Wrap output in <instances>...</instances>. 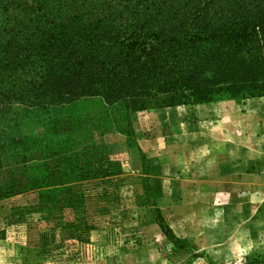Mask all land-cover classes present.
<instances>
[{"label":"rangeland","instance_id":"obj_1","mask_svg":"<svg viewBox=\"0 0 264 264\" xmlns=\"http://www.w3.org/2000/svg\"><path fill=\"white\" fill-rule=\"evenodd\" d=\"M177 6L176 0H0V159L5 167L17 163L27 177H39V172L44 176L41 190L1 199L5 208H0V216L25 222L33 212L39 214L42 228L35 243L39 260L264 264V212L247 221L224 219L214 211L202 221L201 205L169 202L172 195L178 199L185 195L175 171L184 166L186 143L193 141L190 136L186 140L190 110L211 102L137 111L126 103L86 95L44 107L41 96L35 100L38 93H30L50 73L64 37L78 39L77 29L126 25L141 21L143 13ZM119 13L124 19L117 17ZM240 95L226 92L212 102L264 100V95ZM22 137L35 138L25 144L28 150L21 147ZM38 143L46 151L25 161L24 155L30 157ZM55 167L58 172L53 174ZM56 182L68 191L40 197ZM172 184L178 186L171 195ZM8 227L6 219L0 223V238ZM171 227L182 233L175 236ZM32 246L22 245L21 263L30 259ZM11 261L6 260L14 264Z\"/></svg>","mask_w":264,"mask_h":264},{"label":"trees","instance_id":"obj_2","mask_svg":"<svg viewBox=\"0 0 264 264\" xmlns=\"http://www.w3.org/2000/svg\"><path fill=\"white\" fill-rule=\"evenodd\" d=\"M176 1L177 7L143 13L138 22L80 28L74 42L64 37L50 73L30 91L39 94L33 98L41 96L44 107H52L99 95L140 111L212 102L226 92L241 98L264 95V0ZM117 17L124 19L122 13ZM30 139L35 138L19 139L23 150ZM34 148L25 161L46 151L41 143ZM20 170L0 159V200L44 188L41 172L27 177ZM48 190L40 197L68 188L56 182Z\"/></svg>","mask_w":264,"mask_h":264},{"label":"crops","instance_id":"obj_3","mask_svg":"<svg viewBox=\"0 0 264 264\" xmlns=\"http://www.w3.org/2000/svg\"><path fill=\"white\" fill-rule=\"evenodd\" d=\"M190 111L191 128L186 140L190 136L193 141L186 143L184 166L175 171L185 195L178 199L172 195L178 185H170V205L199 204L202 221L214 211L224 219L252 221L264 212V100L217 101L192 106ZM174 156L177 158V154ZM0 204L5 208L2 200ZM5 219L9 231L0 238V264H12L6 260L24 264V257L19 256L23 244L33 245L25 264H49L36 255L35 243L42 228L39 214L33 212L25 222L10 221L2 215L0 223ZM171 232L175 236L182 233L173 228Z\"/></svg>","mask_w":264,"mask_h":264}]
</instances>
